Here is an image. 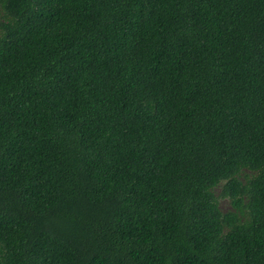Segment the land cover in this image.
Instances as JSON below:
<instances>
[{"label":"trees","instance_id":"16d2710c","mask_svg":"<svg viewBox=\"0 0 264 264\" xmlns=\"http://www.w3.org/2000/svg\"><path fill=\"white\" fill-rule=\"evenodd\" d=\"M0 264H264V0H0Z\"/></svg>","mask_w":264,"mask_h":264},{"label":"rangeland","instance_id":"374dc122","mask_svg":"<svg viewBox=\"0 0 264 264\" xmlns=\"http://www.w3.org/2000/svg\"><path fill=\"white\" fill-rule=\"evenodd\" d=\"M218 192H219V189L217 188L216 193L219 194ZM219 207L221 211L224 213H227L232 210L229 201L226 199H222V198L219 200Z\"/></svg>","mask_w":264,"mask_h":264}]
</instances>
